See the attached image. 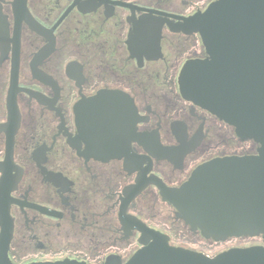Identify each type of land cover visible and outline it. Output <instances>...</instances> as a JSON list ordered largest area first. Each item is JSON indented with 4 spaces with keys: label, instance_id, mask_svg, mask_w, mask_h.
<instances>
[{
    "label": "flooded vegetation",
    "instance_id": "obj_1",
    "mask_svg": "<svg viewBox=\"0 0 264 264\" xmlns=\"http://www.w3.org/2000/svg\"><path fill=\"white\" fill-rule=\"evenodd\" d=\"M214 1L0 0V184L11 264H125L141 247L139 223L202 254L182 242L224 243L191 231L153 183L178 188L202 164L257 153L180 93L185 63L207 58L184 20ZM100 91L126 95L134 109L117 158L93 157L97 143L75 115Z\"/></svg>",
    "mask_w": 264,
    "mask_h": 264
},
{
    "label": "water",
    "instance_id": "obj_2",
    "mask_svg": "<svg viewBox=\"0 0 264 264\" xmlns=\"http://www.w3.org/2000/svg\"><path fill=\"white\" fill-rule=\"evenodd\" d=\"M184 27L185 32L199 34L207 58L183 66L178 79L182 97L234 127L241 141H253L257 153L202 164L178 188L153 183L162 200L174 207L177 218L204 239L260 238L262 245L230 248L209 257L173 247L166 235L139 223L141 247L125 264H264V0H215L204 12L185 19ZM11 97L10 123L16 118ZM74 111L85 138L97 143L93 157H119L114 150L117 139L133 131L131 100L100 91L82 99ZM4 188L1 181L0 264H11L7 252L12 221L9 202L1 198Z\"/></svg>",
    "mask_w": 264,
    "mask_h": 264
},
{
    "label": "rangeland",
    "instance_id": "obj_3",
    "mask_svg": "<svg viewBox=\"0 0 264 264\" xmlns=\"http://www.w3.org/2000/svg\"><path fill=\"white\" fill-rule=\"evenodd\" d=\"M177 231L182 232V227L180 225H176ZM261 243L260 238H231L228 239L224 243H219V245L214 244L213 242H206L202 239H197L194 241H183L182 245L188 246L196 251L203 252L204 254L208 255L209 257H213L218 253L226 251L230 248H245L250 247L253 245H257Z\"/></svg>",
    "mask_w": 264,
    "mask_h": 264
}]
</instances>
